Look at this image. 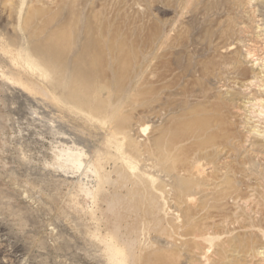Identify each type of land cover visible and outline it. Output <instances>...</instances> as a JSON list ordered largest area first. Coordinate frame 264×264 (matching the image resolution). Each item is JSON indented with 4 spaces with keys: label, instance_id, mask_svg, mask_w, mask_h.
I'll return each mask as SVG.
<instances>
[{
    "label": "bare ground",
    "instance_id": "6f19581e",
    "mask_svg": "<svg viewBox=\"0 0 264 264\" xmlns=\"http://www.w3.org/2000/svg\"><path fill=\"white\" fill-rule=\"evenodd\" d=\"M21 1L18 12L20 20L23 19L18 29L25 35L16 33L8 38L1 35L0 58L7 68V72L1 74L28 96L40 97L43 107L54 108L83 146H76L74 142L60 155L67 165L82 170L67 200L72 204L70 208L89 217L88 238L97 246L103 263L224 264L233 256L228 254L233 247L248 251L254 245L261 246L262 243L257 244L261 239L231 237L217 243L216 251L209 254L218 239L207 237L208 220L203 215L207 203L202 199L199 204L197 201L211 196L220 204L228 194L224 189L203 188L208 179L198 172L201 161L191 164L187 157L178 154L174 144L177 137L192 134L202 140L206 151L215 146L217 132L227 133L228 128H231L229 137L234 140L237 136L233 132V119L240 114L244 116L249 137L264 142V100L246 98L240 103L238 115L234 108L228 110L222 103L192 107L186 116L180 115L175 121L170 118L155 126L146 141L141 138L147 127L140 132V125L130 110L136 101L149 99V107L153 106L147 114L157 119L156 115L166 110L163 119L168 118L171 101L180 95L179 83L186 80L191 70L208 84L201 92L204 96H194L204 102L223 94V86L219 84L225 71H230L234 78L253 79L248 84L255 86L258 95L264 96V43L248 45L246 65L237 62L232 45H221L223 40L228 42L238 37L239 31L248 37L252 32L246 23H242L239 30L228 27L217 39L209 41L201 50L212 53L214 56L208 59L214 60L197 62L193 67L194 58L188 54L187 43L179 39L183 37V29L178 21L156 23L152 31H146L148 44L143 51L140 43L139 48H143L140 51L134 46L138 44L137 37L143 36V28L137 27V44L132 41V46L127 39L129 33L124 29L121 33L118 30L122 28L117 30L116 26V31L105 29L107 26H94L90 16H81L78 10L74 13L76 6L68 8L66 0L53 10L44 4L25 9V1ZM49 2L51 6V0ZM238 7L247 13L255 27L254 33H264V0H209L206 6L213 22L221 16L233 15ZM67 9L72 15L68 22L62 17ZM156 10L166 9L158 5ZM259 36L264 41V34ZM131 39L134 38L131 36ZM230 44L237 45L234 41ZM257 52L260 54L255 55ZM217 57L222 61L216 62ZM224 106L226 111H223ZM203 114L218 118L217 131L212 118ZM178 126L181 128L177 132L175 127ZM97 141H101V145L85 167L83 160L89 158L88 149ZM254 146L250 144V149ZM260 148L264 149V144ZM155 157L166 166L161 169L164 176L154 164ZM88 203L90 206L86 209ZM102 204L111 216V230L104 229L98 218ZM260 234L264 238V230ZM255 254L257 258H264V247L256 248Z\"/></svg>",
    "mask_w": 264,
    "mask_h": 264
},
{
    "label": "rangeland",
    "instance_id": "374dc122",
    "mask_svg": "<svg viewBox=\"0 0 264 264\" xmlns=\"http://www.w3.org/2000/svg\"><path fill=\"white\" fill-rule=\"evenodd\" d=\"M24 1L25 9L37 4L56 9L64 0H51V6L50 0ZM66 1L69 4L68 8L72 5L76 6L74 13H78V10L81 16H90L91 24L93 23L94 26L101 28L107 26L105 29L113 31L115 26L116 29L122 28L117 30L121 33L126 31L125 33H129L127 35L134 38L127 37L130 45L133 42L137 44L138 29L143 28L145 32H148L153 30V26H156L158 22L164 25L166 21L175 23L178 21V25L183 29V37L179 39L187 43L188 54L194 58L193 67L199 62L209 60L211 63L214 60V58L208 59L214 56L212 53H203L201 49L206 47L209 41L217 39L224 31H227L228 27L239 30L242 23H246V26L250 28L249 32H252L245 37V34L239 31L238 37L228 42L223 40L221 43V45L234 47L238 63L246 65L245 57L250 50L248 45L264 43L259 36L264 33H254L255 27L243 8H235L233 15L223 18L221 16L219 21H211V14L206 8L209 0ZM20 4H22L21 0H0L1 38L3 34V38L14 37L16 33H19L18 36L25 35L19 25L23 19L20 20L19 12L22 6ZM158 5L166 10H156ZM53 15L52 13L51 16ZM63 16L67 22L72 17L68 9L63 12ZM145 32L142 34L144 37H137L139 38L138 46H134L140 51L143 48L144 51L148 44L149 37L146 36L149 33ZM193 39H196V42ZM232 41L237 45L230 44ZM140 43L143 44V48H139ZM128 54L132 55L130 51ZM221 61L219 57L216 58V62ZM4 67L5 64L3 65L0 58V70L3 69L0 71V264H104L97 246L88 238L86 223L89 217L78 214L75 208H70L72 204L67 200L73 182L80 178L82 170L67 165L60 155L74 142H77L76 146H83L77 141L74 130L60 119L54 108L43 107L40 97L34 99L28 96L3 77L1 72H7V68ZM224 69L227 68L224 67ZM224 69H222L223 72ZM193 72L194 70L189 71L186 80L180 81V95L171 101L172 105L167 109L171 116L168 118L163 119L166 110L159 111L160 114L156 115L157 119L147 114L152 111L153 106L149 107L151 105L149 99H141L130 106L132 116L140 125V132L142 128L147 127V131L141 138L142 141L151 137L155 126L164 124L163 121L170 118H172L171 121H175L180 115L186 116L187 111L192 107L198 105L209 107L212 104L216 106L222 103V106L225 105L228 110L234 108L235 114L238 115L237 111L241 110V105L246 98L251 101L254 98L264 100V96L261 97L255 91V86L248 84L253 79H244L242 76L239 79L238 76L234 78L230 71H225L219 84L223 86V94H218L215 99H205L204 102L194 96L198 94L204 96L201 92L207 89L208 84L206 85V82ZM225 106L223 111H226ZM206 116L212 118L217 131L218 118L208 114ZM242 118L244 119V116L240 114V117L233 119L237 132L233 127L234 131H232L235 132L236 139L232 140L229 137L231 128L227 129V133L226 131L217 132L215 146L206 151L203 149L202 140L192 134L177 137L174 144L178 154L187 157L191 164L201 161L198 172L206 175L208 179L206 186L202 185L203 188H214L215 191L224 189L223 192L228 194V197L220 204H216L211 196L207 199L199 197L200 200L197 201L199 204L202 199L207 203L206 209L203 210V215L208 220L205 228L207 237L211 235L218 239L209 249L210 255L216 251L217 243L227 241L231 237L246 239L253 237L257 241L261 239V242L258 241L257 244L264 245V238L260 234V231L264 230V149L260 148L264 142L257 137H249V131ZM175 128L178 132L181 126ZM239 136L244 142H240ZM250 144L255 145L254 149H250L252 148ZM100 145L101 141L90 145L89 158L83 160L85 167L89 165L90 159ZM154 164L164 176L165 173L161 171L166 169L164 163L155 157ZM177 165H180V161ZM63 166L66 167L63 168ZM84 180L88 181L86 178ZM88 205L90 206L88 203L85 206L86 209ZM98 218L104 225V229H112L111 216L106 212L105 204L101 205ZM165 243L168 242L165 241ZM262 245H254L248 251L233 247L228 251V254L233 256H229L230 258L225 260L224 264H264V258H257L255 254L256 248L264 247ZM209 246L210 244L207 243L206 247Z\"/></svg>",
    "mask_w": 264,
    "mask_h": 264
}]
</instances>
